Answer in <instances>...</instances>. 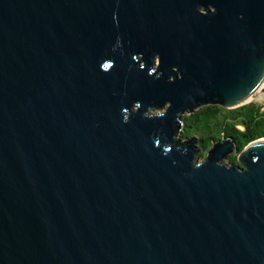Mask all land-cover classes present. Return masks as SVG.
<instances>
[{"label": "water", "instance_id": "obj_1", "mask_svg": "<svg viewBox=\"0 0 264 264\" xmlns=\"http://www.w3.org/2000/svg\"><path fill=\"white\" fill-rule=\"evenodd\" d=\"M263 80L264 0H0V264H264V138L178 140Z\"/></svg>", "mask_w": 264, "mask_h": 264}, {"label": "trees", "instance_id": "obj_2", "mask_svg": "<svg viewBox=\"0 0 264 264\" xmlns=\"http://www.w3.org/2000/svg\"><path fill=\"white\" fill-rule=\"evenodd\" d=\"M182 121L184 128H180L178 140H188L194 136V132L198 133L200 131L214 140L211 133L217 129L219 132L218 138L232 137L237 142L238 154L251 142L264 138L263 105L250 104L230 110L218 105H208L201 107L192 114L184 115ZM239 127L244 128V130ZM204 155L206 153L201 156L204 157ZM235 156L234 162H231V164L236 163L237 155Z\"/></svg>", "mask_w": 264, "mask_h": 264}, {"label": "rangeland", "instance_id": "obj_3", "mask_svg": "<svg viewBox=\"0 0 264 264\" xmlns=\"http://www.w3.org/2000/svg\"><path fill=\"white\" fill-rule=\"evenodd\" d=\"M260 105V106H262L263 105V111H264V98L262 99V100H260V101H256V100H251V101H248L246 104H244V105ZM168 105L169 104H167V105H165V106H163L162 108H160V109H158V110H153L155 113H161V112H165L166 111V109H167V107H168ZM244 105H242V106H244ZM238 108V107H237ZM227 110H230V109H227ZM186 114H188V113H184L183 114V116L184 115H186ZM182 116V117H183ZM184 128V125H182V129ZM241 130H244V128H242V127H239ZM182 133H183V131H182ZM192 134H193V132H191ZM213 136H214V140H217V138H218V135H219V132H218V130L216 129V130H214L212 133H211ZM181 136V135H180ZM200 140H199V139ZM223 138V137H222ZM190 139H197V141H198V147H199V149H198V157H199V159L200 160H203V157L201 156L203 153H208V151L209 150H211V148H212V146L214 145V143H215V141L213 140V139H211V138H208V136H206L205 135V133L204 132H202V131H200V132H194V136H192V137H190L188 140H190ZM220 139V138H219ZM261 139V138H260ZM258 140V139H257ZM206 150V151H205ZM238 152H239V150H238ZM238 152H236V153H232V154H230L229 156H228V161H231V162H234V159H235V155H237V156H239L240 155V153L238 154ZM205 156V155H204ZM237 161H238V158H237ZM227 162V161H226Z\"/></svg>", "mask_w": 264, "mask_h": 264}, {"label": "bare ground", "instance_id": "obj_4", "mask_svg": "<svg viewBox=\"0 0 264 264\" xmlns=\"http://www.w3.org/2000/svg\"><path fill=\"white\" fill-rule=\"evenodd\" d=\"M264 98V80L261 84V86L259 87V89L253 93V95H251V97L247 100L248 101H253V100H256V101H260ZM246 102V103H247Z\"/></svg>", "mask_w": 264, "mask_h": 264}, {"label": "flooded vegetation", "instance_id": "obj_5", "mask_svg": "<svg viewBox=\"0 0 264 264\" xmlns=\"http://www.w3.org/2000/svg\"><path fill=\"white\" fill-rule=\"evenodd\" d=\"M220 139H222V137H221ZM220 139L217 138V140H216L215 142L219 141ZM237 158H238V156H237ZM228 159H229V158H227V160H228ZM228 162L231 163V161H228ZM236 162H237V160H236Z\"/></svg>", "mask_w": 264, "mask_h": 264}]
</instances>
